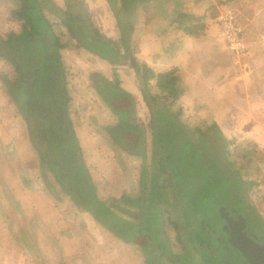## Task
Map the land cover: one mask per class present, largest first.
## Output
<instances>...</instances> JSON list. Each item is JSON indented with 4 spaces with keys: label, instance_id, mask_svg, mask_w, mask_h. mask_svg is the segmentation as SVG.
<instances>
[{
    "label": "crops",
    "instance_id": "crops-1",
    "mask_svg": "<svg viewBox=\"0 0 264 264\" xmlns=\"http://www.w3.org/2000/svg\"><path fill=\"white\" fill-rule=\"evenodd\" d=\"M1 1L0 35L5 36L19 27L10 20L15 4ZM54 1L62 8L69 4ZM78 1L94 17L103 39L120 49L122 35H127L140 63L155 73L178 69L186 90L175 105L182 109V119L212 125L230 142L232 152H241L246 163H256L264 182V0H134L128 11L121 0ZM227 9L235 11L245 32L248 49L242 67L232 64L217 25L219 11ZM128 26L132 28L126 31ZM61 38L67 46L61 55L68 72L70 118L100 199L143 196L142 172L151 170L152 135L135 71L83 48L94 60L85 74L88 95L79 102L86 105L87 114L81 116L69 91V76L78 67L65 58L71 43ZM5 77H15L14 68L0 58V264H147L140 245L114 235L61 191L6 91ZM95 77L133 95L136 123L145 129V156L127 153L114 142L108 130L119 126V118L99 96ZM95 156L101 161L96 163ZM100 186L109 187L105 198ZM260 187L256 194L264 207Z\"/></svg>",
    "mask_w": 264,
    "mask_h": 264
},
{
    "label": "trees",
    "instance_id": "trees-1",
    "mask_svg": "<svg viewBox=\"0 0 264 264\" xmlns=\"http://www.w3.org/2000/svg\"><path fill=\"white\" fill-rule=\"evenodd\" d=\"M9 1L18 6L10 11V20L17 23L19 29L0 35V58L11 64L15 72V77L3 78L4 86L28 125L42 163L61 191L72 196L114 235L140 245L147 264H248L228 243L225 230L217 229L210 221L206 211L208 193L213 196L215 192L205 190L207 196L202 198L176 196L177 193L182 195L186 187L189 193L192 182L196 185L200 180L220 196L222 193L239 196V184L243 183L229 180L227 184L226 171L219 163L222 160L213 155L211 134L225 143L224 137L217 136L216 131L192 133L181 122L182 109H175V105L186 90L179 70L173 68L155 73L140 63L127 35H122V49L103 39L78 0H68L69 4L64 8L53 0ZM121 2L128 11L134 0ZM51 17L58 23L54 24ZM124 18L128 19L127 16ZM56 26L65 29L90 53L112 65H127L135 71L148 109L152 135L151 170L143 169L142 172L143 196L124 195L109 199V202L100 199L73 130L68 72L61 55L67 47L61 38L65 32L57 33ZM128 27L126 31L132 28ZM96 83L99 96L119 118V126L108 130L114 142L127 153L145 156V129L136 123L133 95L104 77ZM166 189L170 196H164ZM221 201L219 197L220 204ZM218 219L225 223L221 216ZM246 219L251 232L264 242V228L257 222V217L247 213Z\"/></svg>",
    "mask_w": 264,
    "mask_h": 264
},
{
    "label": "rangeland",
    "instance_id": "rangeland-1",
    "mask_svg": "<svg viewBox=\"0 0 264 264\" xmlns=\"http://www.w3.org/2000/svg\"><path fill=\"white\" fill-rule=\"evenodd\" d=\"M60 1L63 2L66 0H60ZM0 2L2 4L1 0H0ZM17 8H18V6L15 7V9H17ZM86 12H87V10H86ZM88 16H89L90 23L93 25L94 29L97 30L98 32H100L99 31L100 27H98V25L96 24L94 17L92 15H89V14H88ZM50 19L54 24L58 23L55 20V18L51 17ZM56 32L59 34L65 32V34L63 36L64 41L66 40L65 42L71 43V46H70V44H67L69 46L70 51L67 53L65 58H67L68 62H72V63L74 62L78 68L75 70V72H73V74H71L69 76V79L71 80V82H70L71 88L69 89V91H70V94H75L73 96V100L75 101V105L73 104L72 106L77 108V110L79 109L78 111H80L81 116H84L87 114L86 113L87 107L85 104H83V103L81 104L79 101L81 100V97L88 95V86H87L88 81L85 77V74L93 66L91 61L94 59L90 54H88L87 51H85L83 48H80V46H78V44L75 41H71V37L68 34V32L66 33L65 29H63L59 26L58 27L56 26ZM111 41L112 40H110V42ZM76 47H78V49ZM120 48L121 49L123 48L122 42L120 43ZM79 50H81V51H79ZM72 54H73V56H72ZM77 56H78V59H76ZM94 79L96 81H98L101 78L95 77ZM82 88H83V90H82ZM177 109H179V108L177 107ZM174 113L175 112H173V114ZM180 119L184 125H187L189 127V129L192 131V133H194L195 131H198V130L201 131L203 134L211 132V131H216L214 128L212 129V127H211L212 125H208L209 123L192 121L189 118L182 119V113H181ZM73 120H74V117H73ZM81 120H82V123L84 125L87 123V121H86L87 119H85V117H83ZM198 134H201V133L199 132ZM211 135L212 136H211L210 140H211V144H212L211 147L213 148L212 149L213 155H215V157L218 158L220 161L222 160L219 163L222 164L221 166L226 171L225 174L227 175V177L225 179V182L227 184H229V180H231L230 181L231 183H232V181H234V183L235 182L236 183L243 182L242 184H239L240 185L239 188L241 189L240 195L239 196H232L231 194L226 195V193L225 194L222 193V196H220L219 192H216V190L214 188L205 184V181L202 182V180H200V184L195 185V182H192L191 191L189 193L187 191L188 188L186 187L187 188V190H186V188L184 187L185 189L183 191V194L181 195L180 193H177L176 196H200L202 198V196H207L208 192H205V190H208V191L211 190L212 193L213 192H215V193L213 194V196H210L211 194L208 193V195H209L208 196L209 197L208 203L209 204L207 205L206 211H207L208 216L211 218L210 221H212V224H214V223L216 224L215 227L217 229H219L221 227L224 229V227H225L224 226L225 223H222L221 219L220 220L218 219V217H220V213H221V210L223 208L238 211L245 218L246 223H247V230L249 232H251V230H250L249 222L246 219L247 213L250 214L251 216L257 217V222H259L260 226L262 228H264V207L260 206L262 199H260V196H257V194H256V190L260 186L263 187L264 182H262V180L260 181V177L257 176L259 169L257 170V168L255 167V166H257L256 163L255 162L254 163L253 162L252 163L244 162V159L242 158L241 152H239V151L236 152V150L234 152H232L230 150L231 145H230V142L228 140H226V142L224 143V142L220 141L219 139H217V137L215 136L214 133ZM216 135L219 136V133L217 132ZM213 140H215V141H213ZM224 152H225V154H224ZM95 160H96L95 161L96 163H97V161L98 162L101 161V160H99V158L97 156H95ZM103 166L105 167L104 164H103ZM105 168H107V167H105ZM109 169L110 168H107L106 171H108ZM110 171H112V170H110ZM114 175L116 176L115 173H114ZM114 175H113V177H115ZM229 177L231 179H229ZM161 181L163 182L162 178H161ZM197 181H199V180H197ZM194 185H195V187H194ZM183 186H185V185H183ZM155 187H157V186H155ZM155 187H152V189L153 188L155 189ZM100 189H101L100 193L102 195L101 197L105 198L108 195L109 187L107 188L105 186H100ZM167 190L168 189L165 190L164 196H170L169 191H167ZM246 194H247V196H246ZM153 195H156L155 192L153 193ZM219 197L222 200L221 204L219 202ZM110 200H105V201L109 202ZM244 203L246 204L247 207L245 205L243 206ZM175 213H179V212H175ZM168 229L170 231V234L173 235V231L170 229V227H168ZM251 236H256L257 239H260V237L257 236L253 232H251Z\"/></svg>",
    "mask_w": 264,
    "mask_h": 264
},
{
    "label": "water",
    "instance_id": "water-1",
    "mask_svg": "<svg viewBox=\"0 0 264 264\" xmlns=\"http://www.w3.org/2000/svg\"><path fill=\"white\" fill-rule=\"evenodd\" d=\"M220 216L228 228V243L248 264H264V244L250 237L245 218L238 211L226 208L221 210Z\"/></svg>",
    "mask_w": 264,
    "mask_h": 264
},
{
    "label": "built area",
    "instance_id": "built-area-1",
    "mask_svg": "<svg viewBox=\"0 0 264 264\" xmlns=\"http://www.w3.org/2000/svg\"><path fill=\"white\" fill-rule=\"evenodd\" d=\"M217 25L232 64L242 67L248 47L245 42V32L238 22L236 14L231 9L219 11Z\"/></svg>",
    "mask_w": 264,
    "mask_h": 264
},
{
    "label": "flooded vegetation",
    "instance_id": "flooded-vegetation-1",
    "mask_svg": "<svg viewBox=\"0 0 264 264\" xmlns=\"http://www.w3.org/2000/svg\"><path fill=\"white\" fill-rule=\"evenodd\" d=\"M224 226H225V227H224ZM224 226H223V227H224L225 232L228 233V228L226 227V225H224ZM247 231H248V230H247ZM248 234L250 235V237H252V238L255 239L256 241H258L259 243L264 244V242H263L262 240H260V239H257L256 236H251V232L248 231Z\"/></svg>",
    "mask_w": 264,
    "mask_h": 264
}]
</instances>
